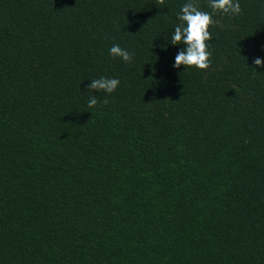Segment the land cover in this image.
Here are the masks:
<instances>
[{"label":"trees","instance_id":"16d2710c","mask_svg":"<svg viewBox=\"0 0 264 264\" xmlns=\"http://www.w3.org/2000/svg\"><path fill=\"white\" fill-rule=\"evenodd\" d=\"M187 2L0 0V264H264V0H197L207 70Z\"/></svg>","mask_w":264,"mask_h":264},{"label":"clouds","instance_id":"9594fccd","mask_svg":"<svg viewBox=\"0 0 264 264\" xmlns=\"http://www.w3.org/2000/svg\"><path fill=\"white\" fill-rule=\"evenodd\" d=\"M165 0H157V5H164ZM209 7L215 13H223L230 16H238L242 12L239 0H209ZM180 23L175 27L170 37L172 45H183L184 47L175 57L174 67L179 69L182 65L185 68H196L198 70H207L210 67L211 52L208 51L207 41L212 40V34L209 28L215 23L212 14L201 11L197 0H188L178 14ZM110 55L115 58H121L125 63H131L134 54L126 49L114 44L110 48ZM256 66H264V59L259 57L254 61ZM120 84L117 78L100 77L92 79L89 90L99 91L108 95L115 92ZM108 104L107 98L103 100ZM98 104L96 95H92L88 100V107L93 108Z\"/></svg>","mask_w":264,"mask_h":264}]
</instances>
